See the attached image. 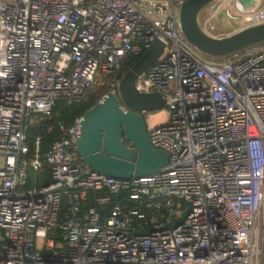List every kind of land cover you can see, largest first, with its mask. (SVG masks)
<instances>
[{"label": "built area", "instance_id": "built-area-1", "mask_svg": "<svg viewBox=\"0 0 264 264\" xmlns=\"http://www.w3.org/2000/svg\"><path fill=\"white\" fill-rule=\"evenodd\" d=\"M184 1L0 0V264H264V43L201 53L179 27ZM261 22L264 0H216L200 20L214 37ZM155 40L165 54L135 87L165 98L166 120L147 131L167 166L130 179L92 170L73 150L78 117L58 123L50 181L36 185L40 136L30 145L28 127L101 77L116 92L125 55ZM89 190L140 208L81 213Z\"/></svg>", "mask_w": 264, "mask_h": 264}, {"label": "water", "instance_id": "water-1", "mask_svg": "<svg viewBox=\"0 0 264 264\" xmlns=\"http://www.w3.org/2000/svg\"><path fill=\"white\" fill-rule=\"evenodd\" d=\"M214 1L185 0L179 6V27L189 44L203 54L221 57L264 43V22L222 37L207 34L199 17ZM165 48L155 40L122 75L117 91L107 92L83 113L73 150L92 170L130 179L156 174L167 166V153L151 146L145 123V114L163 108L165 98L159 91L140 92L135 87L138 77L164 56ZM148 232L143 229L138 234Z\"/></svg>", "mask_w": 264, "mask_h": 264}, {"label": "trees", "instance_id": "trees-1", "mask_svg": "<svg viewBox=\"0 0 264 264\" xmlns=\"http://www.w3.org/2000/svg\"><path fill=\"white\" fill-rule=\"evenodd\" d=\"M139 56H133L132 54H126L122 60L120 73L117 75L116 80L119 81L122 75L134 64ZM113 89L111 81L108 77H101L90 89L87 98L81 102H73L69 99H60L55 102L51 113L47 116H39L36 124L30 125L27 130V136L30 145L36 136H40V158L42 165L36 174V185L42 186L50 181V169L44 163L43 155L48 150L49 146L57 139L61 138L63 133L58 128V123L63 124L65 127L71 126L75 119L82 117L83 113L97 103L103 95ZM115 90L117 88L115 87ZM126 144H128L125 141ZM32 156V150L30 148L27 158ZM31 175V173H29ZM33 176V174H32ZM38 178V179H37ZM105 190L93 191L89 190L86 193V197L80 204V212H86L89 208H94L100 215L108 214L112 206L117 201H122L130 206H140L128 199L125 192L119 194H110L106 203H98L96 198L100 195H105Z\"/></svg>", "mask_w": 264, "mask_h": 264}, {"label": "rangeland", "instance_id": "rangeland-1", "mask_svg": "<svg viewBox=\"0 0 264 264\" xmlns=\"http://www.w3.org/2000/svg\"><path fill=\"white\" fill-rule=\"evenodd\" d=\"M216 0L208 7L201 11L199 19L202 20L204 16L207 15L208 9L212 7L215 4ZM232 12H234L233 7H231ZM238 23V21L236 22ZM166 120V112L164 107L156 110V111H150L145 114V123L147 128L154 127L158 124L163 123Z\"/></svg>", "mask_w": 264, "mask_h": 264}]
</instances>
